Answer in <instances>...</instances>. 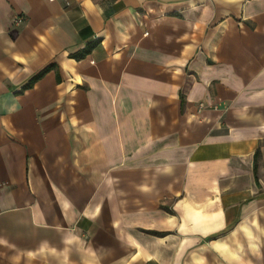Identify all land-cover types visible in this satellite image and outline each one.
<instances>
[{
	"label": "crops",
	"instance_id": "obj_1",
	"mask_svg": "<svg viewBox=\"0 0 264 264\" xmlns=\"http://www.w3.org/2000/svg\"><path fill=\"white\" fill-rule=\"evenodd\" d=\"M0 264H264V0H0Z\"/></svg>",
	"mask_w": 264,
	"mask_h": 264
},
{
	"label": "built area",
	"instance_id": "obj_2",
	"mask_svg": "<svg viewBox=\"0 0 264 264\" xmlns=\"http://www.w3.org/2000/svg\"><path fill=\"white\" fill-rule=\"evenodd\" d=\"M20 22V19H16L15 24L19 25Z\"/></svg>",
	"mask_w": 264,
	"mask_h": 264
}]
</instances>
